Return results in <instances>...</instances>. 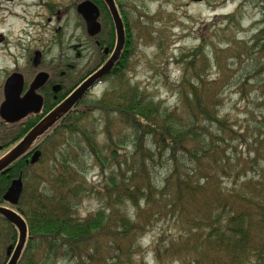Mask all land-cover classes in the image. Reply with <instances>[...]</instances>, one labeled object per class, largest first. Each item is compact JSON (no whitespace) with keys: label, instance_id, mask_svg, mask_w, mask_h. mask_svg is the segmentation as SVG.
Here are the masks:
<instances>
[{"label":"trees","instance_id":"1","mask_svg":"<svg viewBox=\"0 0 264 264\" xmlns=\"http://www.w3.org/2000/svg\"><path fill=\"white\" fill-rule=\"evenodd\" d=\"M91 1L101 10V46L110 49L115 39L110 15L103 2ZM263 38L264 29L248 46V56L261 58L248 61L247 72L231 83L241 99L247 98L250 84L262 105ZM126 50L113 76L125 68ZM237 50L241 63L247 49ZM217 54L218 77L208 82L197 71L184 73L175 87L179 98L173 110L161 108L137 86L122 81L99 99L83 98L75 111L38 139L42 155L37 164L20 158L0 174V207L18 212L27 227L17 264H144L139 239L161 220H168L174 232L168 238L163 231L152 241L158 264H264V119L248 134L247 125L234 130L216 111L220 95L215 86L229 84L224 68L231 67L223 68ZM80 76L70 73L68 85ZM51 108L45 104L40 114L12 126L0 120V159ZM90 112L104 119V154L81 125ZM127 140L130 152L122 146ZM86 155L101 170L110 165L101 188L87 182ZM156 165H161V178L154 172ZM18 178L23 191L17 206L11 207L3 195ZM90 197L101 201L100 206L80 217L78 209ZM17 237L16 229L0 216V264L8 262Z\"/></svg>","mask_w":264,"mask_h":264},{"label":"rangeland","instance_id":"2","mask_svg":"<svg viewBox=\"0 0 264 264\" xmlns=\"http://www.w3.org/2000/svg\"><path fill=\"white\" fill-rule=\"evenodd\" d=\"M81 1L0 0V104L3 101L2 88L6 78L18 72L15 70L29 74L30 60L35 51L42 53L43 68L49 71L59 63H68L76 64L82 73L95 61L97 54L91 48L87 51L77 48L80 57L74 49L78 45L86 44L83 22L74 9ZM114 2L124 26L123 49L128 52L126 65L117 72V76L107 78L92 89L87 95V101L99 99L105 91L126 80L137 86L161 108L171 111L178 106L179 97L175 87L182 75L197 71L205 75L208 82L213 81L218 77L214 54L220 52L217 57L222 60L223 68L224 65L231 67L229 70L224 68L229 84L225 85L224 82L218 87L215 86L220 95L216 101V111L227 122L230 120L235 125L234 130L247 125L250 134V131L260 126L264 119V105L259 95L253 92L249 84L246 86L247 98L241 99L231 83L247 72L248 61L261 58L254 51V54L248 56V46L252 45L249 42H252L253 36L264 29V0H202L199 3L192 0ZM122 13L127 21L128 45ZM200 47L202 55L197 53ZM239 47L247 49L241 63L237 62ZM261 77L264 78V72ZM81 125L88 133L93 134L104 154L105 127L102 115L99 112H90ZM119 140H122V136H119ZM122 146L127 152L132 149L129 140ZM124 147L120 148V154L124 153ZM230 151L231 148L227 152ZM83 161L87 182L101 188L105 176L110 173V165H105L101 170L89 155L84 156ZM38 169L37 167L36 170ZM154 172L161 178V165L158 168L157 165L154 166ZM100 202L94 197L84 199L78 215L85 217L95 212ZM128 211L130 214L133 212L131 209ZM156 224L158 225L149 227L139 239L141 251L144 253V264H158L153 260L151 252V243L157 234L164 231V236L169 238V233L174 232L168 220H161Z\"/></svg>","mask_w":264,"mask_h":264},{"label":"water","instance_id":"3","mask_svg":"<svg viewBox=\"0 0 264 264\" xmlns=\"http://www.w3.org/2000/svg\"><path fill=\"white\" fill-rule=\"evenodd\" d=\"M108 9L115 30V47L108 61L95 73L82 82L60 105L53 109L37 125L30 129L20 142L0 159V173L6 171L15 161L25 154L30 145L39 137L44 135L62 116L67 114L74 106L78 105L86 92L102 77L110 73L114 64L118 61L125 44L123 22L119 16L114 0H102ZM202 2V0H192ZM76 13L85 25V31L89 37H95L100 31L98 23L99 10L90 1H83L76 6ZM41 54L35 52L33 66L36 68L40 63ZM46 73L36 75L28 90L22 95L24 80L21 74L13 73L4 82L2 92L3 101L0 104V120L5 124H15L28 115H36L42 109V97L36 92L47 81ZM41 157L40 151H35L28 164H37ZM23 191L22 179L18 178L11 182L9 188L3 195V201L11 207H16ZM0 216L8 224L13 226L18 234L17 243L6 264H17L24 248L27 238V227L22 216L8 208L0 207Z\"/></svg>","mask_w":264,"mask_h":264},{"label":"flooded vegetation","instance_id":"4","mask_svg":"<svg viewBox=\"0 0 264 264\" xmlns=\"http://www.w3.org/2000/svg\"><path fill=\"white\" fill-rule=\"evenodd\" d=\"M83 1H90V2H92L91 0H82L81 2H83ZM100 1L103 2L102 0H100ZM81 2H79V3H81ZM78 4H76L75 7H74L75 12H76V6ZM93 4L96 5L95 3H93ZM103 4H104V2H103ZM96 7L99 10V17H98V20H97L98 23H99V25H100V31H99V33L95 37H89L87 35L86 31H85L84 22L82 21L83 22V26H84V32H85L84 35L86 37V44L84 46L78 45L77 47H74V49L76 51H77V48H79V50H82L83 49L84 51H87V50H89V48H91L92 50H94L95 54H97V57H96L95 61L93 63L92 62L90 63L89 68H87V70H85L84 72L81 73L79 67H77L76 64H68V63H65V64L59 63V65L53 67L52 71L46 70V69L43 68V65H42V53L39 52V51H35V52H39L41 54L40 63H39V65L36 68L33 66V59H34L35 52H33V58H31V60L29 59L31 61V63H30L31 64V68L29 70V74L28 73L25 74L23 72L19 73L20 70H15V71H18V72H14V73L21 74L22 77H23V80H24V89H23L22 95L28 90L30 84L32 83V81L34 80V78L36 77L37 74L43 72V73H46L47 76H48L46 83L40 89H38L36 93L39 96L42 97V109H41L40 113L42 112L45 104L48 105V106H52V108L50 109V111L47 114H45L42 118H40L35 125H37L40 121L43 120L44 117H46V115H48L53 109H55L58 105H60L82 82H84L89 76H91L98 69H100L108 61V59L111 57V55H112V53L114 51L115 44L110 49L105 44H104V46H101L104 43V41H101V39H99L98 37L102 33L103 20H102L100 8L97 5H96ZM110 19H111V17H110ZM111 22H112V20H111ZM112 25H113V23H112ZM115 42H116V39H115ZM77 56L80 57V52H78V51H77ZM120 56H121V54H120ZM116 70H119V59L114 64V66H113L112 70L110 71V73H108L107 75H105L104 77H102L99 81H97L96 84L94 85V87L90 88L88 90V92H86V94L84 95L83 98H85L87 95H89V93L92 91V89H94L95 87H97L99 84L103 83L105 80H107V78L113 76L112 75V72H115ZM70 73H72L74 76H75L76 73H80L81 76H80V79L78 80V82L75 79V81L73 82V84L68 85V83H69V81H68V75ZM83 98H82V100H83ZM82 100H80V102ZM76 108H77V105L74 106L64 116L68 115L70 112L75 111ZM40 113H38V114H40ZM38 114L32 115V116H37ZM29 116H31V115H28L27 117H29ZM64 116H62L61 119ZM25 119H23V120H25ZM60 120H58L48 131L52 130L57 125V123L60 122ZM22 121H20L18 123H15V124H6V125L12 126V125L19 124ZM2 123H4V122H2ZM44 135H42L38 139H41ZM38 139H36L30 145V147L27 149V151L25 152V154L20 157V158H25V163L26 164H28L29 160L31 159V156L33 155V153L35 151H40V149L37 148V141H38ZM19 142L20 141H18L12 148H14ZM5 172L6 171L2 172V174H4Z\"/></svg>","mask_w":264,"mask_h":264}]
</instances>
